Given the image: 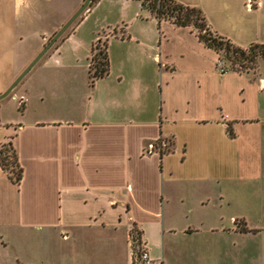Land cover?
Segmentation results:
<instances>
[{
    "label": "crops",
    "instance_id": "crops-1",
    "mask_svg": "<svg viewBox=\"0 0 264 264\" xmlns=\"http://www.w3.org/2000/svg\"><path fill=\"white\" fill-rule=\"evenodd\" d=\"M67 1L0 0V93L83 2ZM176 1L236 46L264 44V0ZM80 15L0 98V146L22 167L14 183L0 166V264H136L134 224L147 264H161L165 231L190 236L198 257L222 251L223 264L227 236L228 264H264V74L221 71L196 28L158 21L138 0H97ZM91 16L90 54L103 37L109 68L80 84L62 72L64 46L81 44ZM159 138L169 149L148 153ZM177 220L187 225L163 230ZM247 238L250 257L236 247Z\"/></svg>",
    "mask_w": 264,
    "mask_h": 264
},
{
    "label": "trees",
    "instance_id": "trees-1",
    "mask_svg": "<svg viewBox=\"0 0 264 264\" xmlns=\"http://www.w3.org/2000/svg\"><path fill=\"white\" fill-rule=\"evenodd\" d=\"M97 0H91L90 5ZM141 6L148 9L158 20L167 19L180 26L192 25L197 30L199 38L210 48L219 53V58L230 61L229 70L248 71L256 68L258 63L264 60V44L252 43L247 47L236 46L230 39L215 34L209 30L205 18L196 7L180 4L176 0H138ZM102 43L103 47L99 48ZM109 68L106 40H96L91 48V57L88 67L89 82L107 74ZM0 166L9 175L14 183H19L22 178V167L12 144L6 143L0 146ZM240 229L248 230L245 226ZM133 233V232H132ZM132 241H139L134 233ZM136 264L137 261H136Z\"/></svg>",
    "mask_w": 264,
    "mask_h": 264
},
{
    "label": "rangeland",
    "instance_id": "rangeland-1",
    "mask_svg": "<svg viewBox=\"0 0 264 264\" xmlns=\"http://www.w3.org/2000/svg\"><path fill=\"white\" fill-rule=\"evenodd\" d=\"M59 1H64L65 3H67V0H59ZM54 18L55 20L58 19L59 14L56 11L54 14ZM83 16V15H82ZM82 16L80 15L69 27L68 29L64 32V34L73 26L74 23H77L80 21V18H82ZM94 16H91L88 20H83L84 25H82V27L80 28V30L78 31V39L79 41H81V44H77L76 46L74 45V43L72 42H68L67 44L65 43L64 46V56H65V65L67 66V68L65 69L66 71H63V74H75V79L76 81H78V83H83L85 81V79L87 78V80L89 81V76H88V57H91L90 54V49H89V44L88 41L92 35V29L94 26V22L93 21ZM52 20V18H51ZM63 36V35H62ZM61 38V37H60ZM102 41L105 40L103 37L101 39ZM99 48H102L103 45L102 43H100ZM222 59V58H219ZM223 61V65L226 66V68L228 69L230 66V61H228L227 59H222ZM257 69V71H260L261 73L264 74V60L260 61L258 63V66L256 68H251L249 69V71H253L255 72ZM251 74V73H250ZM5 104H6V110L8 112V115H12L13 117L18 116L19 114V105L17 103V100L12 97V95L6 97L5 99ZM215 212V208H212L210 210L207 211L208 214H213ZM236 213V208L232 205H227L224 207V214L226 215V229L228 228H233L235 226V224H233L232 222H230L229 217L230 215H233ZM189 223L191 225H195L194 222H191L190 220H188ZM186 221H180L177 220L174 223L171 224H163V230L164 229H178L183 225H187V223H185ZM153 225V224H150ZM149 225V226H150ZM239 226V225H238ZM169 227V228H168ZM237 227V226H236ZM152 230H155L153 227H151ZM134 233V235L137 234L139 241H132L133 247L135 249V251H146L144 249H141V235H140V230L138 229V227L134 224L131 226V233ZM132 233V234H133ZM153 234H156L155 232ZM163 239V247L162 246H155L154 252L155 254L159 253V257L160 260L159 262L161 264H223V256H222V251L221 252H205L202 253L200 255L202 256H196V254H194L192 252V241L193 239H191L190 236L188 237H184L181 234H171L168 233L167 231H165L162 236ZM153 239V238H152ZM156 239V237H155ZM158 239V238H157ZM231 238L226 236V254H225V264H228L229 262V258L230 256L228 255L229 253H231L232 251L229 249H232V245L230 243ZM237 248L241 249V252H247L248 257H250V254L254 252V249L256 247V241L255 239H249L247 238L246 240H239L237 241ZM210 246L216 247L217 245L214 244V242H210ZM161 245V243H160ZM165 247V248H164ZM206 251V250H205ZM148 253V252H147ZM209 254V255H208ZM250 260V259H249ZM248 260V261H249ZM158 262V260H155ZM156 262V263H157Z\"/></svg>",
    "mask_w": 264,
    "mask_h": 264
},
{
    "label": "water",
    "instance_id": "water-1",
    "mask_svg": "<svg viewBox=\"0 0 264 264\" xmlns=\"http://www.w3.org/2000/svg\"><path fill=\"white\" fill-rule=\"evenodd\" d=\"M91 0H83L82 4L77 10L68 18V20L55 32L52 38L42 47V49L35 55V57L27 64V66L20 72V74L11 82V84L0 93V98L7 96L16 84L22 79V77L31 69V67L42 57V55L48 50V48L61 36V34L72 24L81 13L84 12ZM138 257V254H137Z\"/></svg>",
    "mask_w": 264,
    "mask_h": 264
},
{
    "label": "built area",
    "instance_id": "built-area-1",
    "mask_svg": "<svg viewBox=\"0 0 264 264\" xmlns=\"http://www.w3.org/2000/svg\"><path fill=\"white\" fill-rule=\"evenodd\" d=\"M249 5L248 7L252 6V1L249 0ZM217 65L221 71L225 70V66L223 65L222 59H218ZM170 141L167 138H159L155 141L149 142L147 144L146 151L148 153L152 152H160L164 153L169 149ZM137 262L138 264H147L149 262V254L147 251H139L138 252V257H137Z\"/></svg>",
    "mask_w": 264,
    "mask_h": 264
}]
</instances>
